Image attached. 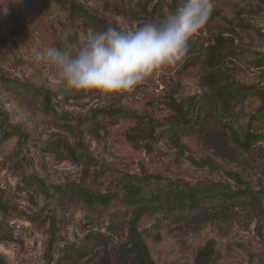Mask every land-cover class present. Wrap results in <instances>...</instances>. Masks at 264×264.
<instances>
[{"label": "rangeland", "instance_id": "374dc122", "mask_svg": "<svg viewBox=\"0 0 264 264\" xmlns=\"http://www.w3.org/2000/svg\"><path fill=\"white\" fill-rule=\"evenodd\" d=\"M171 1L0 0V264H95L100 256L112 263L126 231L110 224V215L123 212L122 206H87L75 195L57 198L51 192L55 186L111 191L125 173L228 182L249 196L196 225L157 214L142 218L139 230L156 264H193L208 240L209 264H264V138L242 151L214 120L207 124V138L185 135L176 143L165 133L170 97L183 104L207 93L201 70L185 68L183 61L131 93L105 95L68 89L53 70L32 59L34 49L59 47L66 37L77 42L94 30H134L160 21L172 13ZM213 3L223 19L191 40L206 46L219 34L229 45L221 67L225 78L234 87H249L230 110L233 123L244 128L260 111L254 125L264 134V0ZM29 89L48 91L53 111L39 106L41 96L29 99L24 94ZM103 108L118 111L100 114ZM148 117L154 129L146 126ZM1 126L22 138L2 137ZM146 127L154 133H144ZM203 158L213 166L203 165Z\"/></svg>", "mask_w": 264, "mask_h": 264}, {"label": "trees", "instance_id": "16d2710c", "mask_svg": "<svg viewBox=\"0 0 264 264\" xmlns=\"http://www.w3.org/2000/svg\"><path fill=\"white\" fill-rule=\"evenodd\" d=\"M179 3V0L171 1L174 7L172 12L181 7ZM218 18L223 19L219 11L213 10L206 25ZM214 37H216L215 42L207 43L206 46L203 44L198 46L190 39L189 53L183 66L197 67L201 70L202 82L205 84L207 93L201 100H198L196 96H189L183 104L177 102L174 97H170L172 112L165 118V133L176 143L180 142L181 137L185 135L207 138L210 136L206 134L207 124L210 120L219 121L232 143L238 149L247 152L254 143L264 138V134L254 125L259 119L260 111L250 115L246 127L239 128L234 125L233 112L230 110L245 96L249 87L245 84H236L234 87L227 81L221 67L224 54L229 52V45L220 41L219 34ZM24 94L33 100L41 96L39 106L46 111H53L48 91L29 89L25 90ZM262 105L264 106L263 99ZM204 109H206L205 112ZM117 111L118 109L114 108H103L99 113L112 116ZM134 118L139 120L141 117L134 115ZM154 123L156 122L148 117L146 126L154 129ZM153 129L146 127L144 133L152 135ZM1 134L4 138L18 135V141L23 136L14 128L7 127H2ZM66 149L72 152L69 147ZM200 161L203 165L213 166V160L210 158H203ZM42 193L46 197L49 196L50 192L45 185ZM51 193L57 195V198L75 195L87 206H108L112 202L122 206L123 212L112 213L109 222L116 226L120 224L126 231L124 240L118 243L117 257L115 256L111 263L100 256L95 264H156L150 247L139 230V222L142 218L157 214L165 220L183 225H196L202 219H209L211 213H225L228 210V203L236 199H249V196L241 189H232L228 182L210 179L192 182L181 177H168L159 173L121 174L115 180V188L111 191L91 192L85 188L71 189L66 186H55ZM2 207H5L4 204ZM49 220L51 224L54 223L53 218ZM51 244L52 240L49 241V246ZM93 251L97 250L93 249ZM212 254L213 247L211 240H208L195 252L193 264H209ZM83 256L86 254L83 253Z\"/></svg>", "mask_w": 264, "mask_h": 264}, {"label": "clouds", "instance_id": "9594fccd", "mask_svg": "<svg viewBox=\"0 0 264 264\" xmlns=\"http://www.w3.org/2000/svg\"><path fill=\"white\" fill-rule=\"evenodd\" d=\"M213 10V0H184L160 21H146L134 30H94L77 42L66 37L59 47L34 49L32 59L53 70L73 91L131 93L187 58L190 39L204 28Z\"/></svg>", "mask_w": 264, "mask_h": 264}]
</instances>
